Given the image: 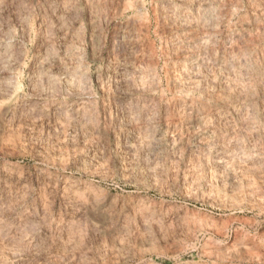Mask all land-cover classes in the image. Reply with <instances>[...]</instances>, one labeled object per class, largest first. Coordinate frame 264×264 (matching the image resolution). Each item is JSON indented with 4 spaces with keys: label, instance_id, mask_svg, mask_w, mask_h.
Listing matches in <instances>:
<instances>
[{
    "label": "rangeland",
    "instance_id": "obj_1",
    "mask_svg": "<svg viewBox=\"0 0 264 264\" xmlns=\"http://www.w3.org/2000/svg\"><path fill=\"white\" fill-rule=\"evenodd\" d=\"M0 241V264H264V0H0Z\"/></svg>",
    "mask_w": 264,
    "mask_h": 264
},
{
    "label": "bare ground",
    "instance_id": "obj_2",
    "mask_svg": "<svg viewBox=\"0 0 264 264\" xmlns=\"http://www.w3.org/2000/svg\"><path fill=\"white\" fill-rule=\"evenodd\" d=\"M11 108H13L12 106H11ZM14 109V108H13ZM13 109L11 110V111H13ZM3 110V109H2ZM90 191V190H89ZM97 192H98V190H97ZM99 193V192H98ZM92 194V196H90V197H92V199L91 198H89L90 199V201L91 202H93L94 203V209L95 210H98V211H107L108 210V208L110 207V208H112V206H114L115 207V209L117 210V209H120V210H122V209H124V208H127L128 206H130L131 204H132V206H133V204H135V203H133V202H131V204L129 203V201L127 202V197H125V196H122V200L121 201H118L117 200V197H116V199L115 198H113V197H111V195H108V194ZM111 194V193H110ZM91 195V194H90ZM85 196V195H84ZM86 197V196H85ZM121 198V197H120ZM74 199V198H73ZM86 199V198H85ZM84 199V200H85ZM129 200V199H128ZM90 202V203H91ZM148 202L149 201H146V204H148ZM183 204L184 205H177V204H175V205H173V207H172V212H170V214H173V215H181L182 213H184V217H186V218H190V215L191 214H193V212H192V210H190L189 209V205H190V203L187 201V200H185L184 202H183ZM143 205V204H142ZM132 206H130V207H132ZM136 206V205H135ZM93 208V207H92ZM139 208V207H138ZM107 209V210H106ZM116 210H115V212H116ZM138 210V209H137ZM140 210V209H139ZM203 210V208H201V207H199V212H198V214H197V217L199 218L200 216H201V214H203V212H201ZM112 211V210H111ZM110 211V212H111ZM114 211V210H113ZM124 211V210H123ZM109 212V214L111 215V213ZM118 212H120V211H118ZM107 213V212H106ZM186 214V215H185ZM191 216H194V215H191ZM108 217V216H107Z\"/></svg>",
    "mask_w": 264,
    "mask_h": 264
},
{
    "label": "clouds",
    "instance_id": "obj_3",
    "mask_svg": "<svg viewBox=\"0 0 264 264\" xmlns=\"http://www.w3.org/2000/svg\"><path fill=\"white\" fill-rule=\"evenodd\" d=\"M7 240H9V237L5 236L4 241ZM22 243L23 241L21 239H18L16 236H12L10 240V247L8 244H4V247L9 251L18 254L21 250ZM28 243L30 244L31 241H28ZM0 244H3V241H0ZM17 258L19 259V256Z\"/></svg>",
    "mask_w": 264,
    "mask_h": 264
}]
</instances>
